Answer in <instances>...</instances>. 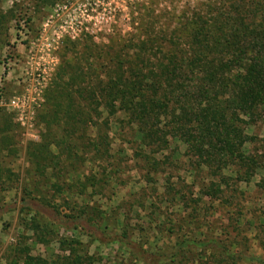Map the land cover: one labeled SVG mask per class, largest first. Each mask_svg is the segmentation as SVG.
<instances>
[{
	"label": "trees",
	"instance_id": "1",
	"mask_svg": "<svg viewBox=\"0 0 264 264\" xmlns=\"http://www.w3.org/2000/svg\"><path fill=\"white\" fill-rule=\"evenodd\" d=\"M218 1L171 30L155 25L175 16L146 13L140 37L125 44H72L45 93L37 115L43 132L24 150L22 178L4 167L17 143L11 120L0 113V218L15 210L5 194L20 187L21 202L41 210L22 205L18 212L29 217L23 228L66 253L53 264H102L78 238L58 239L60 231L116 245L127 264H264L238 251L242 239L226 227L207 233V213L237 211L246 217L236 223L257 232L264 254V213L247 217L248 192L241 189L258 177L264 198V135L247 133L264 126V0ZM116 137L130 155L123 145L114 149ZM132 170L144 186L129 195L128 209L143 213L149 231L173 236L161 250H151L142 224L136 231L143 237H133L131 209L123 213L119 205L111 220L94 201H111L113 184L124 186ZM16 249L6 264H43Z\"/></svg>",
	"mask_w": 264,
	"mask_h": 264
},
{
	"label": "rangeland",
	"instance_id": "2",
	"mask_svg": "<svg viewBox=\"0 0 264 264\" xmlns=\"http://www.w3.org/2000/svg\"><path fill=\"white\" fill-rule=\"evenodd\" d=\"M42 0H16L0 3V113L3 112L11 120V135L16 141L17 147L9 148L10 157H5L4 167L16 177H23L28 169L25 162V148L30 143H38L42 129L38 124L37 115L44 104V96L52 84L58 67L61 65L67 50L72 44H81L85 41L99 47H108L115 43L125 44L127 41L140 37L146 22L145 14L152 13L156 16L173 15L174 19H161L156 24V29H168L178 26L181 17L191 15L204 8L209 2L218 0H51L48 4H42ZM148 11V12H147ZM261 128V129H260ZM116 133L115 126L110 127V134ZM248 135L262 138L264 126H257L248 130ZM114 149L123 145L126 154H131L129 147L123 144L118 137L114 140ZM254 145L246 148L254 151ZM179 151L185 152V146L180 145ZM183 172H180V175ZM187 181L190 182V176ZM124 186L113 184L109 196L111 201L104 198H95L99 211L106 213L112 220L111 211L119 205L123 207V213H128L129 195L135 193L144 184L138 174L132 170L125 173L122 178ZM259 182L256 177L248 187L241 185L242 190L248 192L244 207L247 217L256 215V210L264 213V198L256 192L255 184ZM161 192V183L157 184ZM5 202L8 208L15 209L0 218V264H6L12 249H16L19 255L27 254L41 259L43 264H53L56 257H64L54 242L42 245L37 242L33 232L23 228V219L29 217L20 214L21 206L33 207L39 210L36 203H23L20 187L5 194ZM46 200L51 199V192L45 195ZM56 204H61L58 202ZM62 211H66L61 206ZM255 209V211H254ZM137 209H133L127 218L130 231H135L142 224L146 228L151 250L158 251L163 246L171 245L174 241L171 234L157 233L148 230V222L143 213L137 216ZM242 211V210H241ZM243 212V211H242ZM120 213V212H119ZM139 213V212H138ZM219 211L216 214H206L209 225L207 233L218 235L222 227H226L232 235H240L242 245L238 251L242 252L249 260L263 259L264 254L258 247L261 239L257 232L250 230L245 232L241 228V217H246L237 211L224 214ZM49 217L51 215L47 214ZM162 217V216H161ZM123 215L120 213L119 220ZM144 222V223H142ZM240 227V228H239ZM134 232V231H133ZM150 232V236H148ZM143 234V235H144ZM135 239L143 237L139 232H134ZM59 238H78L82 243L84 253L93 257L96 263L102 264H127V255L116 245H100L96 242L78 235L77 233L60 231ZM164 238V239H163ZM18 259L16 258V260ZM13 261V262H14ZM244 264V263H241Z\"/></svg>",
	"mask_w": 264,
	"mask_h": 264
}]
</instances>
